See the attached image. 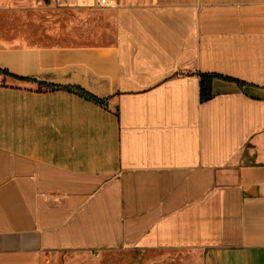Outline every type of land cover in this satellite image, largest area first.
<instances>
[{
    "label": "crops",
    "instance_id": "obj_1",
    "mask_svg": "<svg viewBox=\"0 0 264 264\" xmlns=\"http://www.w3.org/2000/svg\"><path fill=\"white\" fill-rule=\"evenodd\" d=\"M120 248L264 264V0H0V264Z\"/></svg>",
    "mask_w": 264,
    "mask_h": 264
},
{
    "label": "rangeland",
    "instance_id": "obj_2",
    "mask_svg": "<svg viewBox=\"0 0 264 264\" xmlns=\"http://www.w3.org/2000/svg\"><path fill=\"white\" fill-rule=\"evenodd\" d=\"M190 256L167 251L142 252L120 248L100 254L74 253L48 257L47 264H190Z\"/></svg>",
    "mask_w": 264,
    "mask_h": 264
},
{
    "label": "trees",
    "instance_id": "obj_3",
    "mask_svg": "<svg viewBox=\"0 0 264 264\" xmlns=\"http://www.w3.org/2000/svg\"><path fill=\"white\" fill-rule=\"evenodd\" d=\"M11 75V74H10ZM210 75H203V78L201 79V82H200V97L201 99H207L209 97H211L212 93H211V81H210ZM67 89L71 90V91H75L77 92L78 94L88 98V99H91L95 102H98V103H104V99H99L91 94H89L87 91L81 89V88H78V87H66Z\"/></svg>",
    "mask_w": 264,
    "mask_h": 264
},
{
    "label": "built area",
    "instance_id": "obj_4",
    "mask_svg": "<svg viewBox=\"0 0 264 264\" xmlns=\"http://www.w3.org/2000/svg\"><path fill=\"white\" fill-rule=\"evenodd\" d=\"M98 4L99 5H106L107 4V0H98Z\"/></svg>",
    "mask_w": 264,
    "mask_h": 264
}]
</instances>
